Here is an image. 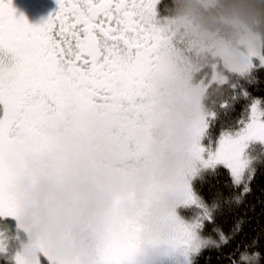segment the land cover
I'll return each instance as SVG.
<instances>
[{
    "label": "clouds",
    "instance_id": "1",
    "mask_svg": "<svg viewBox=\"0 0 264 264\" xmlns=\"http://www.w3.org/2000/svg\"><path fill=\"white\" fill-rule=\"evenodd\" d=\"M165 39L135 104L70 100L49 127L53 144L29 155L17 177L22 252L53 264H101L108 242L134 222L163 252L170 217L197 165L203 101L227 74L264 53V0H172ZM252 264H260V254Z\"/></svg>",
    "mask_w": 264,
    "mask_h": 264
},
{
    "label": "snow or ice",
    "instance_id": "2",
    "mask_svg": "<svg viewBox=\"0 0 264 264\" xmlns=\"http://www.w3.org/2000/svg\"><path fill=\"white\" fill-rule=\"evenodd\" d=\"M58 12L41 27L14 16L11 0H0V218L19 219L17 177L29 155L53 144L49 127L61 118L70 100L87 108L101 101L135 104L144 95L147 73L153 68L165 29L156 20L157 0H57ZM11 57L10 63L5 58ZM203 128L196 134L195 154ZM264 141V113L253 109L250 123L237 139L220 141L206 163H224L234 174L244 167L246 142ZM187 192V191H186ZM184 203H195L187 197ZM173 235L167 243L192 247L198 225L176 214L170 217ZM139 228L127 222L110 238L101 264H132L142 243ZM258 250H238L235 264H251ZM53 264L44 251L22 253L18 264Z\"/></svg>",
    "mask_w": 264,
    "mask_h": 264
},
{
    "label": "trees",
    "instance_id": "3",
    "mask_svg": "<svg viewBox=\"0 0 264 264\" xmlns=\"http://www.w3.org/2000/svg\"><path fill=\"white\" fill-rule=\"evenodd\" d=\"M255 99L260 101L264 112V66L255 65L243 74H227L219 85H212L203 101L204 110L210 116L207 139L212 146L222 134L240 130L246 121L248 106ZM249 153L252 175L242 183H235L221 165L198 172L194 191L207 215L201 219L198 234L208 243L192 264H235L238 250H258L264 254V149L252 145ZM200 206L197 214L201 213ZM4 230L9 231V245L16 244L12 232L26 240L11 218H0V231ZM0 264L14 263L0 259Z\"/></svg>",
    "mask_w": 264,
    "mask_h": 264
},
{
    "label": "rangeland",
    "instance_id": "4",
    "mask_svg": "<svg viewBox=\"0 0 264 264\" xmlns=\"http://www.w3.org/2000/svg\"><path fill=\"white\" fill-rule=\"evenodd\" d=\"M255 65L257 66H264V55L261 53L260 58L254 59L252 62L251 67L246 71L248 72L252 67ZM245 72V73H246ZM243 74V73H242ZM256 109L258 113H264L263 109L261 107L260 101L255 99L251 101V103L248 106L247 115H246V121L243 124V126L238 130L237 132L233 134H222L220 138L217 140L216 144L212 146L211 148L205 147V152L203 154V160L205 162L199 161L198 168L200 169H206L210 167H214L217 165L224 166L230 173L231 178L233 181L237 184L242 183L244 180H248L252 175V156L249 153V149L252 145H259L264 149V141L261 140H250L246 142V144L243 147V151L241 153V160L244 165V167L241 169L240 173L234 174L233 171L224 163H206V161L209 158V153L214 155L219 148L220 141L225 138H231V139H237L238 135L245 129V127L250 123L253 115V109ZM210 116L205 112L204 110V116H203V122H208L207 119H209ZM200 206V205H199ZM200 221L204 217H206V213L201 208ZM13 219V218H11ZM17 225L18 230L22 231L20 229V226L18 224L17 219H13ZM13 233V239L15 240L16 244L9 245L8 242V235L9 231H0V259H7L11 260L14 264H18V257L22 255V246H21V237L18 234ZM196 241L195 244L192 247H173L168 245L164 248L163 252L157 251L159 247H156L157 245H151L149 247H146L144 245H141V243L138 247L137 252L135 253V257L138 258L140 261H143L141 264H192L195 256L200 251L201 248H203L208 241L201 237L196 232ZM26 241V240H24Z\"/></svg>",
    "mask_w": 264,
    "mask_h": 264
},
{
    "label": "flooded vegetation",
    "instance_id": "5",
    "mask_svg": "<svg viewBox=\"0 0 264 264\" xmlns=\"http://www.w3.org/2000/svg\"><path fill=\"white\" fill-rule=\"evenodd\" d=\"M11 7L14 11V16L17 20L23 18L31 27H41L44 25L51 17H53L59 10V5L57 0H11ZM156 20L158 21V26L163 28L164 21L167 20L172 15V0H157L156 3ZM11 57L5 58L6 63H10ZM2 106H0V115H2ZM201 128L203 132L200 137V146L205 148H211L212 142L207 139V123L201 122ZM200 160H198L199 163ZM192 169L189 179L186 183V191L188 197L195 201V203H183L176 211V215L189 225H198L196 232L198 233L199 227L202 222L199 220L200 216L197 214V209L199 207V201L194 191L195 178L199 171L202 169L198 168V164ZM146 247L154 244L143 243ZM173 247H182L174 246ZM156 247H160L157 245ZM140 261L135 256L133 257L132 264H141Z\"/></svg>",
    "mask_w": 264,
    "mask_h": 264
}]
</instances>
